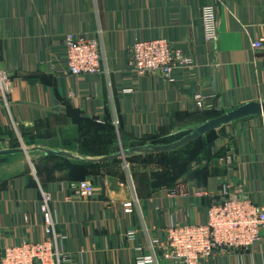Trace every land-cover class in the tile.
Listing matches in <instances>:
<instances>
[{
    "label": "crops",
    "instance_id": "1",
    "mask_svg": "<svg viewBox=\"0 0 264 264\" xmlns=\"http://www.w3.org/2000/svg\"><path fill=\"white\" fill-rule=\"evenodd\" d=\"M205 4L215 9L214 42L202 34ZM67 29L98 40L99 75L68 74ZM260 35L264 0H0V68L12 80L7 103L0 101V143L37 127L47 133L42 147L102 158L264 101V51L251 47ZM157 37L194 62L175 69L172 83L152 73L135 78L128 69L130 44ZM196 94L203 97L201 108L194 105ZM189 143L100 161L38 151L0 156V256L5 245L44 236L40 190L51 195L58 246L70 257L65 264H137L140 255L152 254L150 240H164L168 224L205 220L212 201L239 197L264 204V114L216 131V155L188 159L176 179L207 195L169 197L164 188L171 181L158 178L168 164L159 161L186 160ZM226 148L236 154L231 168L217 161ZM81 179L92 182L93 196L70 190L68 184ZM129 201L132 211L125 212ZM259 249L219 247L198 264H264ZM153 250L156 264H176L162 258L158 246Z\"/></svg>",
    "mask_w": 264,
    "mask_h": 264
},
{
    "label": "built area",
    "instance_id": "2",
    "mask_svg": "<svg viewBox=\"0 0 264 264\" xmlns=\"http://www.w3.org/2000/svg\"><path fill=\"white\" fill-rule=\"evenodd\" d=\"M200 22L203 38L214 42L217 38L215 9L212 4L201 8ZM66 71L71 76L84 74L99 75L101 55L98 40L77 34L72 29L63 32ZM251 47L264 51V35L251 41ZM264 57V56H262ZM194 66L193 59L185 55L165 37L134 40L128 48V69L134 77L147 73L159 74L172 83L173 72L177 68ZM12 88V80L5 70L0 68V101L7 103ZM129 92L131 89L127 88ZM194 105L201 108L204 104L200 94L193 96ZM217 161L231 168L236 154L226 148L217 157ZM68 187L76 196L91 197L95 187L89 179L71 182ZM169 197L205 196L203 189H191L186 178L179 179L173 186L165 187ZM52 198L48 191L40 190L38 209L42 216L44 236L37 240H22L5 245L0 256V264H65L70 257L58 246V235L50 210ZM125 212H131L132 202L123 203ZM151 255L139 256L137 264H156L153 247L158 246L162 258L176 264H198L209 257L217 248H254L264 252V204H258L248 198L227 197L212 201L205 209V220L195 223H170L165 228L162 242L150 240Z\"/></svg>",
    "mask_w": 264,
    "mask_h": 264
},
{
    "label": "water",
    "instance_id": "3",
    "mask_svg": "<svg viewBox=\"0 0 264 264\" xmlns=\"http://www.w3.org/2000/svg\"><path fill=\"white\" fill-rule=\"evenodd\" d=\"M264 114V101H250L242 103L234 108L227 110L226 112L205 120L204 122L198 124L194 128H192L187 134L181 136L180 138L169 142V143H161V144H144L139 146H134L130 148L121 149L118 152L104 156L102 158H86L84 156H76L68 151L54 149V148H47L42 146H33L29 148L23 147H15V148H5L0 149V156L9 155V154H16V153H27L31 151H38L45 155H57L63 156L73 159L79 160H87V161H100L104 159H111V158H125L127 156L135 155V154H151V153H159V152H169L172 151L180 146H183L190 141L210 132L213 130H217L222 128L224 125L245 118L255 115ZM4 141L3 138H0V142Z\"/></svg>",
    "mask_w": 264,
    "mask_h": 264
},
{
    "label": "trees",
    "instance_id": "4",
    "mask_svg": "<svg viewBox=\"0 0 264 264\" xmlns=\"http://www.w3.org/2000/svg\"><path fill=\"white\" fill-rule=\"evenodd\" d=\"M188 132H189V130H186L182 133H179V134L173 136L172 138L170 137L169 139H166V140H153L149 143L150 144L169 143V142H172V141L180 138L181 136L187 134ZM214 134H215L214 131H210V132L206 133L205 135L200 136V137L194 139L193 141H191V143H189L187 145L188 147H186V148H188L185 151V154L187 156L186 160H178L175 158L174 159H172V158L166 159L162 162L160 160L159 161L160 163L168 164L167 171H162L158 175L160 183L171 181V183H167V185L165 187L173 186L179 180V179H176V177H178L179 175L184 173L185 165L188 164V162H189L188 159L191 156H193V158H194L197 154H200V156L211 157L213 154V153H211V143H212V140L214 138ZM141 145H144V144H141ZM193 154H195V155H193ZM216 154L217 153L215 152L213 155H216ZM48 156H57V155H48ZM113 159H118V158H113Z\"/></svg>",
    "mask_w": 264,
    "mask_h": 264
},
{
    "label": "rangeland",
    "instance_id": "5",
    "mask_svg": "<svg viewBox=\"0 0 264 264\" xmlns=\"http://www.w3.org/2000/svg\"><path fill=\"white\" fill-rule=\"evenodd\" d=\"M242 119H244V118H242ZM239 120H241V119H239ZM236 121H238V120H236ZM233 122H235V121H233ZM230 123H232V122H230ZM230 123H228V124H230ZM228 124H226V125H228ZM226 125H224V126H226ZM220 129L213 130V131L215 133L216 131L218 132V130H220ZM46 134L47 133L45 132V129H43V128L32 127V128L21 129L19 133L16 134V132H15V134L12 135L11 138L8 139L5 143H0V149L15 148V147L29 148V147H33V146H40V145H42L41 143L43 141H45ZM214 136H215V134H214ZM33 152H35V151H31V152H27V153H23V154L29 155L30 153H33Z\"/></svg>",
    "mask_w": 264,
    "mask_h": 264
}]
</instances>
